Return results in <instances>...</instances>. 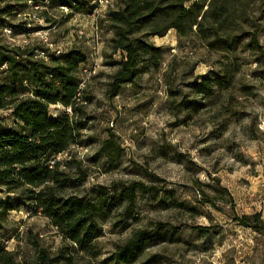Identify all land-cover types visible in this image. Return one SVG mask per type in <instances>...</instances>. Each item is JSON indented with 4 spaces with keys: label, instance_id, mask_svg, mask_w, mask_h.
Returning <instances> with one entry per match:
<instances>
[{
    "label": "rangeland",
    "instance_id": "obj_1",
    "mask_svg": "<svg viewBox=\"0 0 264 264\" xmlns=\"http://www.w3.org/2000/svg\"><path fill=\"white\" fill-rule=\"evenodd\" d=\"M61 1L0 0V48L26 50L48 62L74 49L87 55L78 74L81 110L52 105L49 116L68 114L83 124L68 155L88 176L68 193L86 196L103 188L111 195V214L99 220L103 237L90 254L42 214L19 207L0 231L16 261L39 264L38 252L46 250L55 264H117L113 256L133 231L161 225L166 238L123 264H264V231L234 220L254 213L264 220V0H249L246 21L235 33L241 36L238 50L230 56L194 34L170 30L150 37L163 50L161 66L123 85L114 98L109 86L123 54L112 48L108 15L120 0H70L71 7ZM248 33L258 36L259 50H250ZM230 68L237 70L229 89H215L210 97L196 93V83ZM6 71L0 68V83ZM0 127H14L9 111H0ZM111 134L114 156L107 159L101 149ZM213 179L221 182L217 192ZM131 183L155 192H137L126 219L118 193ZM8 196L0 193L3 201Z\"/></svg>",
    "mask_w": 264,
    "mask_h": 264
},
{
    "label": "trees",
    "instance_id": "obj_2",
    "mask_svg": "<svg viewBox=\"0 0 264 264\" xmlns=\"http://www.w3.org/2000/svg\"><path fill=\"white\" fill-rule=\"evenodd\" d=\"M61 2L62 6H72L70 0ZM248 4L249 0H120L118 9L108 15L114 32L112 48L123 54L109 86L110 97L118 96L123 85L134 83L149 68L161 66L163 50L149 42L150 37H164L175 30L180 37L197 35L211 50L225 51L229 56L235 53L241 39L235 33L246 21ZM248 36L250 50H259L258 36L250 33ZM87 59L78 49L52 57L48 62L26 50L0 48V68L7 69V78L0 83V111H9L14 120V127H0V193L13 195L4 201L0 198V231L10 212L27 207L46 217L66 240L92 254L95 243L103 237L99 220L111 214L108 201L112 200L111 195L103 188L86 196L68 193L86 181L88 175L73 157L64 165L57 157L78 145L83 124L68 114L55 120L49 116L52 105L70 108L74 114L81 110L78 74ZM236 70L230 68L224 74L203 78L194 86L196 93L210 97L215 89H229ZM114 137L111 134L101 149L107 159L114 156ZM213 182V190L217 192L221 182L219 179ZM137 192L155 191L143 183L123 185L118 201L121 207L125 205L121 215L126 219L133 210ZM205 202L219 208L215 200ZM234 220L256 232L264 231L261 213L235 216ZM166 235L161 225L153 231L137 229L113 258L117 264L132 262L146 247ZM38 254L39 264L57 262L46 250H39ZM0 264H19L1 238Z\"/></svg>",
    "mask_w": 264,
    "mask_h": 264
},
{
    "label": "built area",
    "instance_id": "obj_3",
    "mask_svg": "<svg viewBox=\"0 0 264 264\" xmlns=\"http://www.w3.org/2000/svg\"><path fill=\"white\" fill-rule=\"evenodd\" d=\"M58 54H61V52L58 51ZM69 153H70V152L67 151V152H65V153H63V154H60V155L57 157V160L60 161V160H61L60 157H61L62 155H64V156L66 155L67 157H69V158L71 159L72 156H69V155H68ZM53 163H54V162H52V164H53Z\"/></svg>",
    "mask_w": 264,
    "mask_h": 264
}]
</instances>
